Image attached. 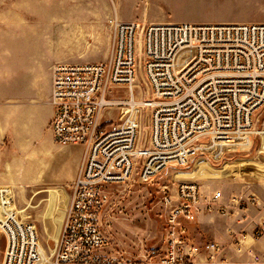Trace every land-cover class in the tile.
I'll return each instance as SVG.
<instances>
[{"label":"built area","instance_id":"1","mask_svg":"<svg viewBox=\"0 0 264 264\" xmlns=\"http://www.w3.org/2000/svg\"><path fill=\"white\" fill-rule=\"evenodd\" d=\"M109 23L115 42L108 60L52 67V138L61 146L82 145L85 152L47 264H128L120 251L107 250L108 187L152 182L170 167H186L203 155L219 160L228 148L251 146L259 133L255 115L264 105V22L143 24L112 18ZM139 68L152 93L140 99L134 90ZM124 88L126 98L112 94ZM147 106L152 113L144 145L140 127ZM259 204L255 193L227 198L221 189L207 195L195 180L178 181L162 198L163 245L149 248L142 263L233 262L247 256L264 264V251L249 245L250 236L264 239V216L251 234L232 230L228 245L194 242L187 226L204 210L241 211L246 218L250 206ZM0 233L5 237L1 264H43L37 227L24 220L11 185L0 184Z\"/></svg>","mask_w":264,"mask_h":264},{"label":"rangeland","instance_id":"2","mask_svg":"<svg viewBox=\"0 0 264 264\" xmlns=\"http://www.w3.org/2000/svg\"><path fill=\"white\" fill-rule=\"evenodd\" d=\"M112 18L137 20L143 24L262 23L264 0H0V39L3 33L7 34L6 38L19 39L27 45L29 52L51 56L53 65L106 61L114 51L115 32L109 23ZM134 90L139 99L152 94L142 68H139ZM112 94L126 98L128 91L126 88L114 89ZM151 113V107L143 110L140 141L144 145L148 144L150 136ZM255 128L259 133L255 134L251 146L228 148L219 160L203 155L198 157L199 160L194 158L186 167H170L149 183L133 180L110 185V202L104 216V232L110 239L107 250L125 251L134 264H143L142 254L164 242L167 214L162 198L165 193L172 192L180 180L197 181L207 195L221 189L227 197L255 193L263 206L264 105L255 115ZM66 152L54 148L53 153L45 157L40 164L42 183L69 173L72 157L65 155ZM15 191L24 220L37 227L40 246L48 263L62 231L72 184L56 192L43 189L35 193L31 189L17 188ZM260 208L252 209L257 213ZM187 226L194 242L207 241L201 236L197 223L193 226L187 223ZM4 248L5 237L0 233V264ZM237 258L244 261L240 257L235 261Z\"/></svg>","mask_w":264,"mask_h":264},{"label":"crops","instance_id":"3","mask_svg":"<svg viewBox=\"0 0 264 264\" xmlns=\"http://www.w3.org/2000/svg\"><path fill=\"white\" fill-rule=\"evenodd\" d=\"M6 35L3 33V38L0 39V184L11 185L18 190L31 189L35 193L43 189L56 192L59 188L75 182L84 159L85 148L82 145L61 146L52 138L49 128L54 115L51 100L52 57L43 52H29L27 45L22 44L19 39L6 38ZM54 148L62 152L68 151L65 155L72 157V167L66 176L44 184L41 180L43 170L42 167L40 169V164L53 153ZM259 206L261 210L254 213L252 208ZM263 206L261 202L259 205L250 206L246 218H243L245 213L241 211L222 215L217 211L204 210L189 225L197 223L205 240L228 245L232 230L246 229L252 233L256 222L264 216ZM250 237L249 245L264 251V239L255 240ZM109 244L110 239L108 246ZM121 253L129 261L128 264H134L125 255L127 252ZM240 258L244 261L237 258L238 261L233 262L196 264H257L247 256Z\"/></svg>","mask_w":264,"mask_h":264},{"label":"bare ground","instance_id":"4","mask_svg":"<svg viewBox=\"0 0 264 264\" xmlns=\"http://www.w3.org/2000/svg\"><path fill=\"white\" fill-rule=\"evenodd\" d=\"M258 132V131H257ZM42 248V247H41ZM43 252V250H42ZM43 264H47V259L45 260V256H44V253H43Z\"/></svg>","mask_w":264,"mask_h":264}]
</instances>
